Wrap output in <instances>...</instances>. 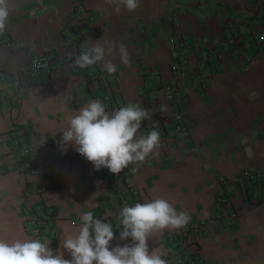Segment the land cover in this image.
Here are the masks:
<instances>
[{"label":"crops","instance_id":"obj_1","mask_svg":"<svg viewBox=\"0 0 264 264\" xmlns=\"http://www.w3.org/2000/svg\"><path fill=\"white\" fill-rule=\"evenodd\" d=\"M9 7L7 28L0 32V238H46L55 254L84 212L111 223L119 235L124 204L162 197L190 221L155 233L149 251L171 250L182 260L177 264H190L189 253L181 250L186 245L198 249L199 264H264V183L220 182L242 168L264 171V0H140L134 12L119 14L105 0H9ZM182 33L190 39L186 74L176 81L185 99L177 117L162 84L170 77L169 38ZM99 39L126 45L131 65L122 64L117 53L109 57L118 68L112 78L99 64L74 69L71 59ZM222 42L210 71L198 68L205 43ZM43 50L53 53L52 80L41 71L11 103V80L23 72L29 54ZM92 99L109 110V104L131 102L154 112L137 135L159 128L166 131L163 144L119 174L95 170L71 145L62 148L61 133L54 135ZM161 105L167 110L160 111ZM179 120L185 128L172 135ZM20 126L26 128L34 173L21 168L24 156L12 146ZM230 205L237 208L233 219ZM29 210L51 216L32 225L25 220ZM200 221L206 231L192 242L190 232Z\"/></svg>","mask_w":264,"mask_h":264},{"label":"clouds","instance_id":"obj_2","mask_svg":"<svg viewBox=\"0 0 264 264\" xmlns=\"http://www.w3.org/2000/svg\"><path fill=\"white\" fill-rule=\"evenodd\" d=\"M105 3L112 5L117 14L122 10L134 12L140 6V0H105ZM9 15V0H0V32L6 30ZM117 53L122 64L131 65L132 58L126 45L111 40L102 44L99 39L84 47L74 58L73 67L86 69L99 64L112 78L118 68L109 57H115ZM166 110V105L160 106V111ZM153 114L138 103L129 102L109 110L103 101L92 99L76 109L68 126L60 128L54 135L61 133L62 148L71 145L93 164L95 170L107 168L111 173L119 174L130 164L139 166L159 148V128L137 135L141 122L151 120ZM79 220L78 229L65 233L55 254L46 238H0V264H168L163 251L155 248L149 251L148 240L161 230L184 228L190 215L183 210L177 211L167 199L156 197L131 206L124 204L119 212L122 230L118 237L114 236L113 225L95 218L92 211L84 212ZM128 238L130 243H119ZM114 239L117 243L111 246ZM61 248L71 259L64 258Z\"/></svg>","mask_w":264,"mask_h":264},{"label":"built area","instance_id":"obj_3","mask_svg":"<svg viewBox=\"0 0 264 264\" xmlns=\"http://www.w3.org/2000/svg\"><path fill=\"white\" fill-rule=\"evenodd\" d=\"M189 39L190 36L186 33L179 34L177 39L169 38V44H168V53H169V73L170 77L167 79L168 82L162 84V88L164 91V95L167 99L171 100L175 105H176V116L180 117L183 112H184V103L185 99L183 97V94H180L176 88V81L179 78H182L186 74L185 70V65L188 63V52H189ZM204 42H206L205 39H203ZM221 45L215 46L210 43H205V52H203L200 55V61L197 63V67L200 69L205 67L209 70L207 66H209L210 62H213L216 60L218 57L221 56V51H222V44ZM76 57V56H75ZM74 57V58H75ZM52 58H53V53L50 51H40L39 53H31L28 56V59L26 61L25 68L23 72L20 74V76L16 79H12L10 82V85L8 86L11 91L13 92V97H11V103L15 101H19L22 96L25 93V89L27 88L29 81L31 77L39 74L41 71L47 72L49 75L50 80H52V73L54 69V65L52 63ZM74 58L71 59V65L73 67V60ZM248 58V56H247ZM245 57V59H247ZM39 64V65H46V67H34V65ZM74 69H77L73 67ZM196 72H199L197 68H194ZM210 71V70H209ZM4 82L6 80L4 79ZM7 84V83H5ZM3 93L4 89L3 87L0 88V102L3 99ZM108 95L104 94L103 95V100H107ZM109 108L116 109V106H111L109 104ZM174 131L172 135L179 134L181 130L185 128V123L183 120H179L174 124ZM20 129L22 131L21 136L16 137L12 141V146L14 148H17V151H19L23 156V162H22V169L29 173H34V170L36 168V165H34L31 162V145L29 141L27 140V132L26 128L21 127ZM150 131V130H149ZM166 134L165 132H161V142L160 145L163 144L164 142V136ZM40 157L38 156V160ZM4 171L3 164H0V172ZM237 179L239 181H255L258 183H264V171L257 170V169H250V168H242L239 171V174L236 175L235 177H220V182L221 183H227L230 180ZM44 183L40 185L41 189L44 188ZM124 201V199H122ZM225 200H223L224 202ZM237 215V208L234 205L229 206L228 210V217L233 219ZM50 214L47 213H40L39 211H33L29 210L27 213V216L25 217V220L29 224H35L38 223L45 218L50 217ZM70 222H74V220H70ZM207 228L206 222L200 221L199 223L193 225V229L191 230L190 234L192 233V237H190V241H194V237L198 236L199 233L205 232ZM114 236L118 237L119 235L114 232ZM176 234L173 235V238H176ZM112 242L116 243L117 240L114 239ZM181 250L188 252L189 253V262L190 264H199V254H198V249L197 248H191L185 245L184 247L181 248ZM167 261L168 264H177L178 262L182 261L178 255H173L171 250H167L166 255L164 257Z\"/></svg>","mask_w":264,"mask_h":264}]
</instances>
